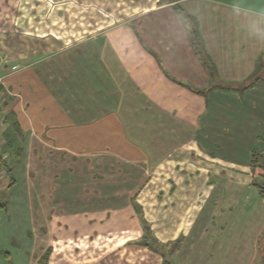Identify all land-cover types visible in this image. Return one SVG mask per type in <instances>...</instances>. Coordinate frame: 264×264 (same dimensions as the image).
Returning <instances> with one entry per match:
<instances>
[{"label": "crops", "instance_id": "obj_1", "mask_svg": "<svg viewBox=\"0 0 264 264\" xmlns=\"http://www.w3.org/2000/svg\"><path fill=\"white\" fill-rule=\"evenodd\" d=\"M143 1L73 27L44 21L43 39L20 52L6 51L17 22L0 21V264H164L166 257L173 264H264V195L249 176L252 153L264 149L257 113L220 111V128L211 131L217 88L187 54L189 24L171 2ZM177 1L195 14L218 79L236 84L235 101L264 100L262 83L239 86L258 64L264 18L224 0ZM161 81L178 109L191 98L202 107L189 112L191 145L165 167L157 162L153 183L142 182L147 151L113 126L133 88L154 82L148 89L156 98ZM228 134L260 141L242 140L241 155L233 156L239 144L228 148ZM113 160L122 177L103 173ZM163 243L178 252L165 253Z\"/></svg>", "mask_w": 264, "mask_h": 264}, {"label": "rangeland", "instance_id": "obj_2", "mask_svg": "<svg viewBox=\"0 0 264 264\" xmlns=\"http://www.w3.org/2000/svg\"><path fill=\"white\" fill-rule=\"evenodd\" d=\"M69 1L71 3H69ZM66 0L64 2L56 1V0H0V21H16L17 22V29L12 34L8 33L9 38L11 39L9 44L10 48L6 51L11 50L12 47H14L15 52H20V50L26 51L28 48V45L38 42L39 40L43 39V31L46 28V24H44V21H67L68 26L73 27V21H99L100 17L103 18H110L114 17V15H120L125 14V9H135L136 5L143 4V0H133V2L130 5L126 4V0ZM229 3L234 4H240L244 7H250L255 12L259 13V16L264 18V0H224ZM121 2H124L126 5H123ZM159 2H171L174 6V9L177 10L181 18L184 20L183 12L189 13L195 18V14H193L191 11H187V7L181 5L177 0H159ZM179 5L180 7H176ZM189 10V9H188ZM191 12V13H190ZM185 21V20H184ZM256 28H258V25H255ZM50 31L51 29L48 28ZM260 31V32H259ZM188 32V31H187ZM258 35L256 33L254 34L257 36L258 48H255V50H261L260 56L262 53H264V25L260 27V29L257 31ZM48 36H50L48 34ZM47 36V37H48ZM30 41V42H29ZM189 43L191 44V47H188L189 50L187 54L190 56V53L192 52L195 54V59L197 62L200 63L204 71L207 75V81L212 83V88H217L215 91L216 93L211 94V105H210V111L211 113V131H218L220 127H216L215 123L216 117L219 115L220 111H225L227 114H231V109L235 107L236 111L239 110V108L245 112V111H251L256 112V118H257V125L255 124L254 129L255 130H263L264 131V116H262V120L259 119V116L264 114V100H260L256 96H249L253 97L252 102H247L249 100V97L247 96L245 100L236 102L235 96H233L230 93L235 92L236 84L235 83H226L224 81H220L216 77H214L209 70L206 68L204 62H202L201 58L198 56V54L195 51V47L193 46V43L190 39L189 35ZM39 46V45H38ZM189 46V44H188ZM41 50H43V45L41 46ZM259 52V51H258ZM155 54V53H154ZM156 55V54H155ZM193 58V56L191 57ZM181 60V59H180ZM196 74V80L201 79V73L199 71L195 72ZM260 76L262 78L255 79L254 75L251 74L247 78L246 81H241L239 86H243L242 83L248 84L247 86H252V82H260L264 85V71L260 70ZM174 78V77H172ZM175 79V78H174ZM155 80V79H153ZM203 80V79H202ZM222 85V86H221ZM223 85H228L229 90L231 92H228L226 94L219 93V88H224L223 90H226V87ZM157 87L154 82H152L148 86L138 85L135 88H133V98L131 100V103L126 102V105L123 107L121 111V120H117L115 126L113 127H121V129H124V132L126 133L127 139L131 140L134 143H137L143 147L145 151H147V154L149 156V165L150 168L147 171V174H141L139 172V175L141 174V181L148 180L147 182L153 183L155 178H158L160 176L159 168H156L155 165L158 162L163 167L166 166L164 164L167 159H171L173 152L178 151V149H185L189 145H191V142L194 141V139H191L193 137V134H189V128L194 129L193 124L190 123V113H193L195 110L198 112V109L202 107V103L198 102L196 99L191 98V102L185 104V106H182L183 108L178 109V104L175 106L174 104L177 102L174 99L171 100V91L164 89V84L161 81L159 84V89L157 90V93L155 94L156 98L152 97L149 94V89ZM149 88V89H148ZM195 89V88H194ZM264 91V87L262 88ZM209 89H205L204 91H208ZM195 91L199 92V89H195ZM203 93V90H201ZM236 95L235 93H233ZM165 97H168V102L166 101ZM184 101L189 102L187 94H184ZM241 97V96H240ZM159 98V99H158ZM254 99H257L259 105H252L255 104ZM174 103V104H173ZM241 103V104H239ZM190 104V105H189ZM192 105V106H191ZM235 105V106H233ZM189 106V107H188ZM257 106H259L257 108ZM193 107V108H192ZM189 108V109H188ZM225 124V123H224ZM228 124V123H227ZM101 128L99 129H109L107 127V123H101ZM111 125V123H110ZM218 126V124H217ZM230 128V127H229ZM112 129V127H111ZM189 129V130H188ZM187 130V132H184ZM235 131V130H234ZM252 131V130H251ZM261 133V132H260ZM188 134V136H187ZM222 137H224L225 133L221 134ZM229 135L225 136L227 139L226 141L231 143L229 147L233 148V145L235 143H238L239 146L234 148V155L237 156V154L240 156L241 152L239 147L242 144V140H245L249 146L255 145L258 138H246L242 135L241 138H237L236 135ZM264 135L262 134L261 138ZM214 141H217L218 139H221L220 137L216 138L215 136L212 137ZM252 139V140H251ZM219 141V140H218ZM260 141V140H259ZM244 143V141H243ZM212 149L217 148L215 146L211 147ZM262 148V147H261ZM257 148L261 151L262 155L264 156V149ZM240 152V153H238ZM227 154V152H223ZM228 155V154H227ZM204 159V157H203ZM108 167V169L104 170L103 173L106 174V176H110L111 174L116 175L119 174L120 177H122L121 172L123 171V167L121 165H117L118 163H115ZM107 168V166L105 167ZM158 169V170H157ZM261 170L259 167H255L254 169H251V173L249 176L252 177V183L255 181L257 184H264V179L262 180L260 177H258V174ZM183 173V172H182ZM199 172L196 171V174ZM201 176H204V172ZM149 176V177H148ZM200 176V177H201ZM199 177V176H198ZM197 177V179H198ZM148 178V179H147ZM140 181V182H141ZM139 187V186H138ZM256 191H258V187L256 188ZM149 235V234H148ZM163 246L164 252L169 251H175L178 252L179 248L173 247L167 243ZM170 245V246H169ZM166 246H169L170 248H165ZM264 249H261L260 254L263 255ZM73 251L71 252L70 256H73ZM172 254L170 255V257ZM168 261V263H172L171 258H165L163 259V263L165 261ZM170 261V262H169Z\"/></svg>", "mask_w": 264, "mask_h": 264}, {"label": "trees", "instance_id": "obj_3", "mask_svg": "<svg viewBox=\"0 0 264 264\" xmlns=\"http://www.w3.org/2000/svg\"><path fill=\"white\" fill-rule=\"evenodd\" d=\"M176 7H180L179 5H177ZM181 8V7H180ZM184 15V20L185 22H187V24H189V35H190V39L193 43V46L195 47V51L198 54V56L201 58L202 62H204L206 68L209 70V72L216 77L217 79L219 78L217 73L215 72V65L213 63V61L211 60V58L208 56L204 45H203V40L202 37L196 27V19L190 15L189 13L187 14L186 12H183ZM259 59H258V64L255 66V71L252 73L255 77V79L262 78L260 76V70L264 71V53H262ZM263 58V59H262ZM223 81V80H222ZM246 82L248 81L247 79L245 80ZM243 86H247V84L244 82L242 83ZM222 86V85H221ZM225 87H228V85H223ZM1 155H3L0 152ZM0 164L5 165V159H4V155H3V159L1 158L0 160ZM251 167L252 169H254L255 167H259V169L261 170L258 174V177H260L262 180L264 179V156L262 155L261 152L259 151H254L251 155ZM259 187V192L261 195H264V184H257ZM165 263H168V261L166 260ZM170 264H173L170 263Z\"/></svg>", "mask_w": 264, "mask_h": 264}, {"label": "built area", "instance_id": "obj_4", "mask_svg": "<svg viewBox=\"0 0 264 264\" xmlns=\"http://www.w3.org/2000/svg\"><path fill=\"white\" fill-rule=\"evenodd\" d=\"M1 158L3 159V155L0 154V160H1ZM4 169H5V168H4ZM5 170H6V169H5Z\"/></svg>", "mask_w": 264, "mask_h": 264}]
</instances>
